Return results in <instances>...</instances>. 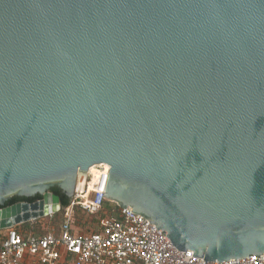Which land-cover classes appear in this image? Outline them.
I'll use <instances>...</instances> for the list:
<instances>
[{
	"label": "water",
	"instance_id": "obj_1",
	"mask_svg": "<svg viewBox=\"0 0 264 264\" xmlns=\"http://www.w3.org/2000/svg\"><path fill=\"white\" fill-rule=\"evenodd\" d=\"M98 163L180 250L264 255V0H0V229Z\"/></svg>",
	"mask_w": 264,
	"mask_h": 264
},
{
	"label": "built area",
	"instance_id": "obj_2",
	"mask_svg": "<svg viewBox=\"0 0 264 264\" xmlns=\"http://www.w3.org/2000/svg\"><path fill=\"white\" fill-rule=\"evenodd\" d=\"M109 172L107 163H98L94 171L78 175L69 202L47 216L56 219L61 213L57 228L42 224L43 234L27 238L16 226L0 229V264H264V255L224 261L195 257L192 249L180 250L166 231L130 206H118L119 218H101L96 230L74 231L77 208L93 216L109 201L103 195Z\"/></svg>",
	"mask_w": 264,
	"mask_h": 264
},
{
	"label": "trees",
	"instance_id": "obj_3",
	"mask_svg": "<svg viewBox=\"0 0 264 264\" xmlns=\"http://www.w3.org/2000/svg\"><path fill=\"white\" fill-rule=\"evenodd\" d=\"M51 191L59 194L61 196V204L62 206H65L68 202H69V198L62 193V191L58 188V187H53L51 188ZM42 196L41 195H36L34 197H24V196H13L10 200H8L6 202L7 205L12 204V203H16V202H22V201H26V202H35L39 199H41ZM118 205L114 202L111 201H106L101 212L97 215H89L86 212L82 211L81 209L77 208L75 210V212H77V223L78 225H82L84 226L85 231H81L83 233H88L91 232L93 230H96L98 225H99V221L101 218H119L118 215ZM56 216H58V214H56ZM85 220H81L84 219ZM42 219L44 218H40L37 219L35 222L33 221H29V222H25L23 224H21L20 228H18L16 226V228L18 230H20L22 232V234L27 238L30 234H43L44 232L41 230L42 227ZM82 222V224H81Z\"/></svg>",
	"mask_w": 264,
	"mask_h": 264
},
{
	"label": "rangeland",
	"instance_id": "obj_4",
	"mask_svg": "<svg viewBox=\"0 0 264 264\" xmlns=\"http://www.w3.org/2000/svg\"><path fill=\"white\" fill-rule=\"evenodd\" d=\"M62 220V215L61 213L58 214V216H56V219H51L50 217H44V219H42V223L47 225V226H55L56 228L58 227L59 223L61 222ZM78 218H77V212H75V220L74 222H77ZM81 220H85L84 219H81ZM82 224V222H81ZM21 225H18L17 227L20 228ZM74 231H85L84 229V226L82 225H78L77 223H74Z\"/></svg>",
	"mask_w": 264,
	"mask_h": 264
},
{
	"label": "bare ground",
	"instance_id": "obj_5",
	"mask_svg": "<svg viewBox=\"0 0 264 264\" xmlns=\"http://www.w3.org/2000/svg\"><path fill=\"white\" fill-rule=\"evenodd\" d=\"M94 169H95V165H93V166L90 167V170L91 171H94Z\"/></svg>",
	"mask_w": 264,
	"mask_h": 264
},
{
	"label": "flooded vegetation",
	"instance_id": "obj_6",
	"mask_svg": "<svg viewBox=\"0 0 264 264\" xmlns=\"http://www.w3.org/2000/svg\"><path fill=\"white\" fill-rule=\"evenodd\" d=\"M16 203H17V202H16ZM12 204H14V203H12ZM12 204H9V205H12ZM9 205L6 204L5 206H9Z\"/></svg>",
	"mask_w": 264,
	"mask_h": 264
},
{
	"label": "crops",
	"instance_id": "obj_7",
	"mask_svg": "<svg viewBox=\"0 0 264 264\" xmlns=\"http://www.w3.org/2000/svg\"><path fill=\"white\" fill-rule=\"evenodd\" d=\"M79 232V231H78ZM81 233H83V232H81Z\"/></svg>",
	"mask_w": 264,
	"mask_h": 264
}]
</instances>
